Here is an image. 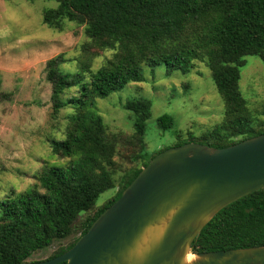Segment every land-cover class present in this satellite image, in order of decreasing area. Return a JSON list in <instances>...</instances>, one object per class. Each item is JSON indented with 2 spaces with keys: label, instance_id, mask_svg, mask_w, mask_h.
<instances>
[{
  "label": "trees",
  "instance_id": "1",
  "mask_svg": "<svg viewBox=\"0 0 264 264\" xmlns=\"http://www.w3.org/2000/svg\"><path fill=\"white\" fill-rule=\"evenodd\" d=\"M55 2L44 9V23L62 31L66 22H74L84 26L87 36L76 73L62 70L69 60L65 53L46 63L52 118L66 106L74 108L65 138H50V146L55 154L75 160L66 167L44 165L30 191H14L0 202V264L38 262L30 260L35 252L72 236L48 258L64 253L149 163L145 136L152 114L150 99L133 98L124 104L134 115L135 132L130 136L109 132L103 116L93 110L96 99L143 80V64L163 62L168 72H190L204 62L224 101L223 121L212 131L200 136L190 132L187 138L178 135L174 146L199 142L222 148L264 133V120L252 125L249 101L240 86L246 56L256 55L264 64V0ZM99 50H110L112 55L93 69ZM73 87H78L77 93L64 100ZM158 122L163 129L171 128L174 116L163 114ZM120 146L132 147L126 157L130 165L117 159L123 157ZM115 188L114 196L99 206L100 195ZM260 245H264V188L219 211L195 239L192 251Z\"/></svg>",
  "mask_w": 264,
  "mask_h": 264
},
{
  "label": "rangeland",
  "instance_id": "2",
  "mask_svg": "<svg viewBox=\"0 0 264 264\" xmlns=\"http://www.w3.org/2000/svg\"><path fill=\"white\" fill-rule=\"evenodd\" d=\"M56 5L55 0H0V202L12 192L30 191L35 175L48 164L66 167L74 157H61L52 151L49 139L62 140L70 124L68 115L73 106H66L56 119L52 118V84L47 79L46 63L60 53L69 59L62 70L78 71L82 45L87 40L84 26L66 22L60 31L43 21L45 8ZM112 55L110 50H99L92 60L97 69ZM240 86L249 101L252 125L264 120V64L256 55L245 57ZM143 80L133 81L105 98L96 99L93 110L103 116L109 132L134 134V115L124 108L133 98L152 101L151 117L147 121L145 140L146 159L160 150L173 147L178 135L184 138L192 132L196 136L209 133L223 121L224 101L217 90L211 70L198 62L190 72L172 70L165 63L141 65ZM73 87L63 95L64 100L76 94ZM174 116L171 128L160 127L163 114ZM124 166L133 151L120 146ZM118 188L103 192L98 205H103ZM72 236L54 242L50 247L35 252L30 260H44L60 244L66 245Z\"/></svg>",
  "mask_w": 264,
  "mask_h": 264
},
{
  "label": "water",
  "instance_id": "3",
  "mask_svg": "<svg viewBox=\"0 0 264 264\" xmlns=\"http://www.w3.org/2000/svg\"><path fill=\"white\" fill-rule=\"evenodd\" d=\"M263 188L264 133L222 148L169 147L71 248L30 264H264V245L192 251L219 211Z\"/></svg>",
  "mask_w": 264,
  "mask_h": 264
},
{
  "label": "bare ground",
  "instance_id": "4",
  "mask_svg": "<svg viewBox=\"0 0 264 264\" xmlns=\"http://www.w3.org/2000/svg\"><path fill=\"white\" fill-rule=\"evenodd\" d=\"M190 259H191V258H190ZM190 259H189V260H190Z\"/></svg>",
  "mask_w": 264,
  "mask_h": 264
}]
</instances>
